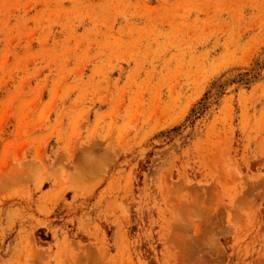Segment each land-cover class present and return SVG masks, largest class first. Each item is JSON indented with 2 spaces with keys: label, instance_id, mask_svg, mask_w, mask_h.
Returning a JSON list of instances; mask_svg holds the SVG:
<instances>
[{
  "label": "rangeland",
  "instance_id": "374dc122",
  "mask_svg": "<svg viewBox=\"0 0 264 264\" xmlns=\"http://www.w3.org/2000/svg\"><path fill=\"white\" fill-rule=\"evenodd\" d=\"M0 264H264V0H0Z\"/></svg>",
  "mask_w": 264,
  "mask_h": 264
}]
</instances>
